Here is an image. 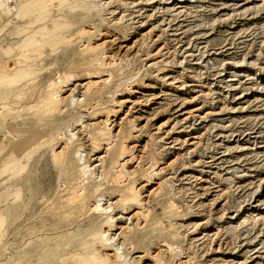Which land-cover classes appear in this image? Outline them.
I'll list each match as a JSON object with an SVG mask.
<instances>
[{
    "label": "rangeland",
    "instance_id": "374dc122",
    "mask_svg": "<svg viewBox=\"0 0 264 264\" xmlns=\"http://www.w3.org/2000/svg\"><path fill=\"white\" fill-rule=\"evenodd\" d=\"M8 2L25 13L0 25V264H74L69 253L85 247L103 218H65L58 199L67 170L54 165L51 150L65 149L74 134L65 168L71 162L78 174L79 146L99 175L112 152L93 149L86 132L106 116L114 135H131L128 179L158 222L124 239L137 208H115L108 234L123 243L125 264H157V256L165 264H264V0H90L98 11L85 0ZM51 19L67 38L44 48L32 83L2 78L4 68L25 67L27 33ZM93 43L110 65L88 74L83 47ZM90 75L111 78L89 91ZM51 83L62 88L64 110L43 115L25 104ZM5 96L10 111L1 108ZM96 249L113 259L114 251Z\"/></svg>",
    "mask_w": 264,
    "mask_h": 264
},
{
    "label": "bare ground",
    "instance_id": "6f19581e",
    "mask_svg": "<svg viewBox=\"0 0 264 264\" xmlns=\"http://www.w3.org/2000/svg\"><path fill=\"white\" fill-rule=\"evenodd\" d=\"M57 2L58 3L66 2V5L70 4V0H57ZM84 7L88 10H91V11L92 10L98 11V9H99V6L90 2V0H85ZM13 9H15V7ZM13 9L10 8L8 0H0V25L3 24L4 21L9 20L14 15H15V19H16V18L20 17L22 13H25V11H22V12L17 11L14 13ZM29 10H31V9H29ZM29 12H32V11H29ZM63 28H64V25L60 24L56 20H52L50 25H44L43 28H41L40 30H38L36 32L35 31L32 32V34H30V35L28 34L29 33L28 32L27 37L25 38L26 41H24L23 47L20 51V53H21L20 58H22L23 59L22 61H24L23 63H25L24 64L25 67L22 69L23 71L20 69L21 71L16 72L15 74H12V72H10V73L8 72L9 74H11V75H9L6 72V69L2 68L6 74V76L2 77V78H5V80L10 82L11 84L17 83L16 79L18 77L20 78V80L26 78V83L31 84L32 81L35 79V74H36V68L35 67H36V63H37L36 62L37 58L44 52V50H45L44 48L45 47L51 48V47L55 46L58 42L67 38V36L62 37ZM93 31H94V29H93ZM98 40H99V38H98ZM36 42L40 43L39 46H35ZM102 43L104 44V42H102ZM83 48H84L83 53H85V55H86V59L84 60V62L89 65V70H86L88 72V74L91 71L100 72L103 68L110 65L107 62L109 59H107L106 54L102 53V49H101L102 44H99V43L87 44L86 46L84 45ZM16 63H18V60H16ZM16 63H13V65ZM44 64H45V62H44ZM13 65H12V67H13ZM104 74L105 73H103V75ZM107 74H109V73H107ZM119 74H121V73H119ZM109 76H110V74H109ZM63 77H65V76H63ZM87 78L90 79L88 82L89 84H87V85H89L87 90L90 91L92 88H96L101 84L105 85L108 82V80H110L111 77L110 78L108 77L109 79H102L101 77H93L90 75ZM92 78H94L95 80H91ZM59 80H61V79L59 78ZM67 81L68 80L65 78L64 83H66ZM62 85L64 86V84H62ZM107 85H108V83H107ZM61 89H62L61 87L55 88V84L51 83L47 87V91L45 93H39L37 95H36V93L27 94V97L25 98V101H26L25 104L27 106L32 105V108L38 109L40 111V113L43 115L58 114L61 112V108L63 109L62 100H61V96H60ZM23 94H20V97ZM113 96H114V94H113ZM18 97H19V95L17 96V98ZM8 99H9L8 96L3 97V99H2V105L3 106L1 108H4L7 111H10L11 105H9ZM84 116H85V114H84ZM106 117L107 118H105V120L103 122H99L97 124L95 123V125L88 132H86L87 139L90 142V145L92 146L93 149H98V148L102 147V145H105L104 148L102 147L105 150V153H108L110 151L112 152L113 158L110 162L109 168L105 169L101 166L100 167L101 172L99 175L96 174L98 172H94V170L91 169V165L87 164V162H89V161L86 160V162H85L84 159L81 157V151H80L81 148L79 146L75 151V153H76L75 156L77 158V161L79 162L78 174H75L72 172L71 162L69 163L68 168H65V165H66L65 158L70 153V150H71L70 146L73 144V140L75 137L74 134L68 133L70 135V137L67 138L66 141L64 142L65 149H63L62 151H60L58 153L56 152L57 150L56 151L54 149L51 150L52 151V153H51L52 154V160H53L54 165L56 167H58L59 169L62 168V171L67 170L66 175H65L66 183H65L63 195L60 196V198L58 199L59 203H62L61 209H63V214L66 215L65 218L68 220L75 219V218L81 219V218H85V217L89 216L90 214H96V215H99L100 217L103 218V221L100 224V226H98L97 228H94L91 231H88L86 233V236L87 237L89 236L90 239L88 242H85V247H84V244L78 245V246L74 247L75 251L73 253H69L74 260V264H125L124 261H125L127 255H124L122 252L121 247L123 246V243L121 245L110 243L112 238L108 234L110 229L115 226L114 225L115 215L112 214L113 211L115 210V208H121L123 211H128V209H130L132 206H135L137 208V212L133 215L136 219L135 220L136 224L126 234L124 232H122L124 239H127V237L129 235H131L134 230L142 229L145 226L146 227L149 226V227L153 228L158 223L156 218L150 217V211L146 207V204H145L146 202H144V199L142 198L140 190L137 188L135 182L128 179L131 175H134L133 172H131V173L128 172L129 170H127V168H126L127 161L124 159L127 155V150H128L127 149V144H128L127 142H129V141H127V140L130 138L131 135H130V133L128 135H123V136L118 135V134L114 135L113 134L114 132L112 133V129H114L113 128L114 126H112V123L109 121L108 116H106ZM72 125H73V123H72ZM133 128H135V127H133ZM82 129H84V128H82ZM42 136H44V135H42ZM58 136H60V138H63V133H62V135L59 134ZM101 142H103V143H101ZM103 155L105 156V154H103ZM130 155H132V153ZM129 159H127V160L129 161ZM137 162H139V161H137ZM136 168H138V167H136ZM153 169H154V167H152V169L150 170L151 173L148 171L149 173L147 174V179L145 181L146 184L144 183L145 185H147L148 184L147 182H149L151 180V177L153 176V171H154ZM132 171H133V169H132ZM155 174H157V173L155 172ZM152 180H153V178H152ZM159 187H160V185H159ZM58 188L61 189V187H58ZM62 188H63V185H62ZM158 192H160V191L158 190ZM108 196L111 198L112 197L116 198V202H115L114 206H112L111 204H107V205L101 204L103 199H105V197H108ZM91 200L92 201L94 200L93 204H91ZM173 204L169 205V208H168L169 211L174 210L175 206ZM140 218L143 220L142 223L140 222ZM116 235H118V234H116ZM114 236H115V234H114ZM82 246L84 248L81 249L80 252H78L77 248L82 247ZM98 246H99V248H102V249L114 251L113 259L111 260L109 258L101 257L99 255L97 249H96ZM167 246L169 247L168 244L166 245V248H167ZM174 247H176V246H174ZM159 249H158V252L160 251ZM169 249H171V251H173V248L169 247ZM106 250H104V251H106ZM128 250H129V248H128ZM158 252H157V254L155 253V255H158ZM173 252H171V253H173ZM143 253H145V252H143ZM155 259H156L157 264H165V263H163L162 260L159 259L158 256L156 258H154V260Z\"/></svg>",
    "mask_w": 264,
    "mask_h": 264
}]
</instances>
